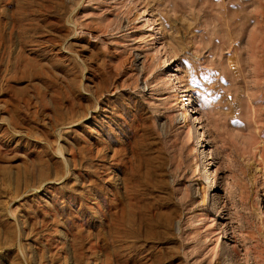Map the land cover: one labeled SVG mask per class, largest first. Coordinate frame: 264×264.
<instances>
[{
	"label": "rangeland",
	"instance_id": "obj_1",
	"mask_svg": "<svg viewBox=\"0 0 264 264\" xmlns=\"http://www.w3.org/2000/svg\"><path fill=\"white\" fill-rule=\"evenodd\" d=\"M228 263L264 264V0H0V264Z\"/></svg>",
	"mask_w": 264,
	"mask_h": 264
},
{
	"label": "bare ground",
	"instance_id": "obj_2",
	"mask_svg": "<svg viewBox=\"0 0 264 264\" xmlns=\"http://www.w3.org/2000/svg\"><path fill=\"white\" fill-rule=\"evenodd\" d=\"M190 118V117H189ZM194 118V117H193ZM211 185V184H210ZM229 264V263H228Z\"/></svg>",
	"mask_w": 264,
	"mask_h": 264
}]
</instances>
